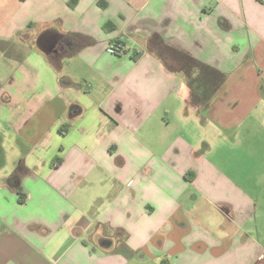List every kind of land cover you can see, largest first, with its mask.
<instances>
[{"label": "crops", "instance_id": "crops-1", "mask_svg": "<svg viewBox=\"0 0 264 264\" xmlns=\"http://www.w3.org/2000/svg\"><path fill=\"white\" fill-rule=\"evenodd\" d=\"M4 57L0 264H264V0H0Z\"/></svg>", "mask_w": 264, "mask_h": 264}, {"label": "rangeland", "instance_id": "rangeland-1", "mask_svg": "<svg viewBox=\"0 0 264 264\" xmlns=\"http://www.w3.org/2000/svg\"><path fill=\"white\" fill-rule=\"evenodd\" d=\"M7 58L4 57L2 59H0V77L3 78L5 75L7 74ZM3 153L0 157V170L2 171V173H7L10 174L13 170H17V168L19 166H17V162L19 161V159L14 160L11 156V152L10 149L8 148L7 143H4L3 146ZM15 168V169H14ZM0 171V172H1ZM16 176V173L12 174L10 177Z\"/></svg>", "mask_w": 264, "mask_h": 264}, {"label": "built area", "instance_id": "built-area-1", "mask_svg": "<svg viewBox=\"0 0 264 264\" xmlns=\"http://www.w3.org/2000/svg\"><path fill=\"white\" fill-rule=\"evenodd\" d=\"M129 51V48L121 40L113 41L106 49L111 55L123 54Z\"/></svg>", "mask_w": 264, "mask_h": 264}, {"label": "trees", "instance_id": "trees-1", "mask_svg": "<svg viewBox=\"0 0 264 264\" xmlns=\"http://www.w3.org/2000/svg\"><path fill=\"white\" fill-rule=\"evenodd\" d=\"M208 97H209V96H208ZM201 100H202V99H201ZM202 101H205V100H202ZM197 102H198V101H197ZM58 162H60V160H58V159H53V161H52V166H56Z\"/></svg>", "mask_w": 264, "mask_h": 264}]
</instances>
